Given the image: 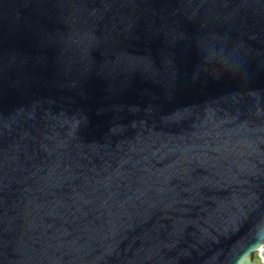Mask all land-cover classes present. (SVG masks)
Returning <instances> with one entry per match:
<instances>
[{"label":"water","instance_id":"water-1","mask_svg":"<svg viewBox=\"0 0 264 264\" xmlns=\"http://www.w3.org/2000/svg\"><path fill=\"white\" fill-rule=\"evenodd\" d=\"M264 259V0H0V264Z\"/></svg>","mask_w":264,"mask_h":264},{"label":"rangeland","instance_id":"rangeland-1","mask_svg":"<svg viewBox=\"0 0 264 264\" xmlns=\"http://www.w3.org/2000/svg\"><path fill=\"white\" fill-rule=\"evenodd\" d=\"M253 261L255 264H264V259L262 258L258 250L253 253Z\"/></svg>","mask_w":264,"mask_h":264}]
</instances>
